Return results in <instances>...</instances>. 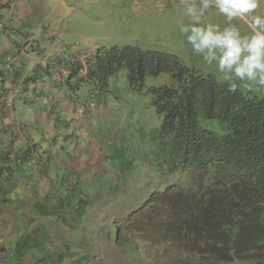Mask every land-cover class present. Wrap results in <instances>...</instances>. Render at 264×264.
<instances>
[{
	"label": "rangeland",
	"instance_id": "1",
	"mask_svg": "<svg viewBox=\"0 0 264 264\" xmlns=\"http://www.w3.org/2000/svg\"><path fill=\"white\" fill-rule=\"evenodd\" d=\"M38 1L47 11L48 26L58 24L60 38L54 35V44L76 45L77 51L61 60L67 78L69 65L85 64L95 50L129 46L175 55L191 71L213 76L219 82H235L243 94L264 99V88L223 80L215 63L207 65L193 52L180 27L192 23L183 5L195 4L196 0ZM255 14L264 16V3ZM43 18L26 21L34 28L21 23L23 34L42 36ZM207 24L218 25L221 30L228 26L215 9L202 17L198 26ZM231 24L242 36L252 34L243 20L234 19ZM10 38L17 41L13 35ZM169 80L166 74L147 77L139 91L129 84L123 70L109 79L106 90H101L87 80L86 70L74 77L82 121L75 119L65 131H59L63 137L74 135L72 142L60 141L55 147L45 140L43 151L54 147L74 158L101 157L103 170L98 174L94 168H81L61 180L57 178L55 184L62 187L56 193L35 194L39 200L48 196L53 203L51 217L36 216L30 226L28 223L25 242L19 241L20 235L12 242V264H206L202 256L182 249L161 224L172 218L157 195L170 187H185L188 182L185 173L162 171L154 155L152 135L161 121L151 90L169 84ZM203 124L221 133L217 121ZM37 163L36 158L32 164ZM160 224V228L155 226Z\"/></svg>",
	"mask_w": 264,
	"mask_h": 264
},
{
	"label": "trees",
	"instance_id": "2",
	"mask_svg": "<svg viewBox=\"0 0 264 264\" xmlns=\"http://www.w3.org/2000/svg\"><path fill=\"white\" fill-rule=\"evenodd\" d=\"M69 70L68 81L86 70L101 90L123 70L139 91L147 77L168 75L169 84L151 90L161 121L154 155L162 171L188 182L157 195L172 218L163 230L206 264H264V99L229 91L230 82L191 71L175 55L129 46L97 49Z\"/></svg>",
	"mask_w": 264,
	"mask_h": 264
},
{
	"label": "crops",
	"instance_id": "3",
	"mask_svg": "<svg viewBox=\"0 0 264 264\" xmlns=\"http://www.w3.org/2000/svg\"><path fill=\"white\" fill-rule=\"evenodd\" d=\"M46 12L38 0H0V264H12V242L19 235V241L25 242L33 218L51 217L53 203L48 196L39 200L35 194L56 193L62 187L55 184L57 178L81 168H94L98 174L103 170L101 157L74 158L54 147L43 151L45 140L55 147L60 141L72 142L74 135L63 137L59 131L75 119L82 121L79 90L61 67V60L77 51L76 45L54 44L53 36L59 39L60 31L58 24L48 26ZM39 16L44 17L43 35L23 34L20 24L31 26L26 21ZM12 35L17 41H12ZM28 150V159L16 160V152Z\"/></svg>",
	"mask_w": 264,
	"mask_h": 264
},
{
	"label": "clouds",
	"instance_id": "4",
	"mask_svg": "<svg viewBox=\"0 0 264 264\" xmlns=\"http://www.w3.org/2000/svg\"><path fill=\"white\" fill-rule=\"evenodd\" d=\"M261 3L264 0H196L195 4L183 5L192 23L180 27L193 52L202 56L207 65L215 63L223 80L254 84L257 90L264 88V16L255 14ZM213 9L228 22L222 30L215 24L198 26ZM234 19L243 20L252 34L242 36L231 24ZM235 90L233 82L229 91Z\"/></svg>",
	"mask_w": 264,
	"mask_h": 264
}]
</instances>
